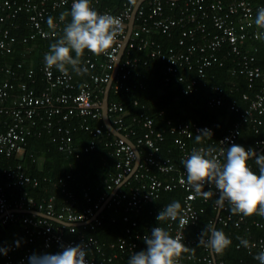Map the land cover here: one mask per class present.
I'll return each mask as SVG.
<instances>
[{
    "label": "built area",
    "instance_id": "2783aa9c",
    "mask_svg": "<svg viewBox=\"0 0 264 264\" xmlns=\"http://www.w3.org/2000/svg\"><path fill=\"white\" fill-rule=\"evenodd\" d=\"M72 2L73 0H0V54L8 55L14 50L17 37L12 29L18 27L16 20L20 12L27 14L28 25L32 28L21 37L23 43L29 44L37 37H54L63 31L65 19H60L61 14L53 17V27L47 24L48 15L56 9L67 8L70 11ZM90 3L99 13L119 17L123 32L117 36L113 47L106 53L99 56L90 52L86 54L81 64L88 69L86 73L78 75L69 70L65 75L55 67L48 69L44 56L39 59L37 71L33 65L24 68L23 60L15 63L0 61V222L20 220L25 231L22 238L0 247L8 249L6 255L0 254V264H28V257L33 253L55 254L61 251V244L75 245L82 241L88 246V264H113L112 259L117 255L116 252L106 255L93 235L101 223L99 214L102 210L99 213L97 211L110 192L107 196L103 193L92 198L85 190L83 194L87 204L80 207L74 193L65 188L64 179L58 177L57 181L65 192V197L56 209L52 194L36 198L22 190L24 185L36 186L41 181L49 180L46 175L38 177L26 173L21 161L1 163L2 159L8 160L21 154L35 160L33 148L28 146V137H39L43 131L51 133V140L57 144L59 151L75 159H79L81 153L90 151L100 140L111 147L117 158V170L104 183L111 190L115 186L119 187L105 206L110 203L124 205L122 219L129 220L130 223L125 228L126 234L109 244L111 248L131 255L136 252L143 237L150 235L151 229L160 224L155 223L152 228L141 230L137 228L138 221L131 218V214L138 215L146 204L159 198L162 191L180 187L185 191L181 208L186 213L187 224L182 225L179 220L164 222L170 234L173 237H182V242L191 250L182 253L176 264H223L222 260L217 261L215 254L198 244L199 237L186 235L187 227L199 219L202 207L196 205L198 196L181 183V178L186 179L181 160L194 147L209 146L216 149L213 155L222 160L221 150L235 142L245 123L264 125V65L257 61L258 45L255 43L264 39V35H261L264 30L258 29L254 23L257 9L264 7V0H143L135 10L127 38V23L135 3L132 5L131 0H125L118 11L98 9L99 0H90ZM175 29L179 30V35L174 44L164 46L153 37V33L158 32L170 36ZM124 41L123 52L113 74L115 60ZM134 49L145 50L149 58L165 62L164 85L176 81L183 94H191L203 87L216 91L217 94L207 98L206 102L210 106L224 103L221 96L223 88L210 83L206 68L213 64L221 65L226 55H231L235 62V67L231 69L232 74L237 71L243 73L249 87L253 88L256 80L260 81V87L252 95L242 93L245 106H241L236 100L229 103V108L238 112L239 118L219 136L214 134L212 125L191 119H168L165 126L156 129L153 118L145 110L127 120L124 105L108 98L107 115L111 124L125 136H135V141H132L138 149L140 161L134 168L133 147L123 137L112 134L108 129L107 135L112 136L106 139L103 137L104 123H91L93 119H102L101 94L105 83L111 77L109 90L114 94L121 90H130L136 85L143 86L142 82H128L129 78L142 76L138 67L148 60L132 55ZM37 80H40V86L34 85ZM73 116L80 118L75 127L86 133L85 142L81 145L73 139L74 128L64 124V121ZM136 125L143 132L137 134L134 128ZM205 128L212 131V137H205L200 145L190 143L189 140L199 134L198 130ZM255 130H258V126ZM166 132L173 134V142L178 149V161L170 156L160 155L159 143L163 141ZM255 144L264 147V138L256 139ZM248 164L253 171H258L257 166L249 162ZM129 174L131 175L124 181ZM65 177H70V173L67 172ZM205 186L210 188L209 185ZM9 187H19L21 191L8 193ZM211 190L216 192L214 187ZM167 204L157 208L155 218ZM214 206L216 207L215 202ZM20 209H33L43 214L18 211ZM51 216L69 224L53 220ZM214 221H219L223 226L248 229L246 217L232 215L227 204L224 210L216 213ZM252 223L261 229L258 234H249L248 240L255 247L240 248L243 247L251 253L254 259L257 253L264 250V217L261 220L255 219ZM77 226H83V229L90 232L79 231ZM67 233L76 235L67 236ZM238 244L239 242L236 247ZM254 262L259 264L255 259Z\"/></svg>",
    "mask_w": 264,
    "mask_h": 264
},
{
    "label": "trees",
    "instance_id": "16d2710c",
    "mask_svg": "<svg viewBox=\"0 0 264 264\" xmlns=\"http://www.w3.org/2000/svg\"><path fill=\"white\" fill-rule=\"evenodd\" d=\"M123 1L125 0H99L98 9L118 11ZM136 1L131 0L132 5ZM68 11L67 8L56 9L51 11L48 16L54 17ZM16 22L18 23V27L12 29L17 37L14 50L8 55L0 54V61L15 63L18 60H23L24 68L33 65L37 71L39 59L49 51V45L62 36L63 31L58 32L54 37H37L32 43L25 44L21 41V37L32 30L27 22V14L20 12ZM68 22H70V16L65 18V24ZM178 35V29H175L170 36L161 32L153 33V37L164 46L176 43ZM255 43L258 45V51L256 52L257 61L260 65H264V39L255 41ZM87 53L88 51L85 50L81 61H83ZM72 55H75L74 52ZM132 55L138 56L141 60L148 59L147 63L140 64L138 67L142 76L136 79L132 77L128 80L130 83L136 81L142 82L143 86L136 85L130 90H121L116 94L109 90L108 98L117 100L124 105L127 111V120L132 115L138 114L141 110H145L153 118L156 129H161L165 126L168 119L173 121L191 119L212 125L214 134L219 136L227 131V128L234 120L239 118V113L231 110L229 103L232 100H236L238 104L245 106L246 102L241 97L242 93L246 92L252 95L253 91H256L260 87V81L258 80L254 82L253 88L249 87L243 73L237 71L235 74H232L231 69L235 67V62L231 55H226L221 65L213 64L206 68L207 78L210 83L218 84L223 88L221 96L224 103L222 105L210 106L206 102L207 98L212 94H217L210 87H203L191 94H183L180 91V84L176 81H171L168 85H164V61L157 58H149L145 50L134 49L132 50ZM40 84V80L34 83V85L38 86ZM159 112L161 113L159 114ZM79 119V117L73 116L70 120L64 121V124L74 128L72 129L73 139L81 145L85 142L86 133L82 129L75 127ZM91 123L93 125L103 124V120L101 118L97 120L93 119ZM257 126L258 130L256 131L255 128ZM263 127L264 125L245 123L234 143L242 145L244 148H253L258 154L264 153V147L255 144L256 139L264 138ZM102 128L104 131L103 137L106 139L110 138L112 135H107L106 127L103 125ZM134 128L137 134L143 132V129L138 125ZM129 137L135 141L134 135L129 134ZM189 141L196 145L202 143L201 141L200 144H197L195 136ZM159 144L160 155L162 157L170 156L178 161V149L173 142V134L166 132L163 141ZM28 146L33 148V154L36 157L35 160H32L26 154H21L15 155L14 158L8 160L2 159L1 163L21 161L26 173L38 177L46 175L49 178V180L41 181L36 186L27 184L22 187V190H26L34 197L42 198L52 194L54 196V206L56 209L59 208V203L64 199L65 192L61 190L60 183L57 181L58 177L64 179L65 188L74 193L80 207L87 204L83 194L85 190L88 191L92 198H96L103 193H106L107 196L110 192L111 188L106 187L104 180H107L109 176L116 172L117 168L115 163L117 158L112 153L111 147L106 146L103 140L97 142L90 151L81 153L79 159H75L73 156H66L63 152L59 151L57 144L51 140V133H47L46 131H43L39 137L29 136ZM139 148L142 150V147ZM223 159L224 157H222ZM248 162L255 165L254 159H250ZM67 172L70 173V177L68 178L65 177ZM208 190L210 188L205 186L204 191ZM18 191H21L19 187L7 188L8 193H16ZM212 192L214 195L207 200L200 196L196 198V205L202 207V211L197 222L187 227L185 231L186 235L198 238L206 225L212 222L218 230H222L232 240V244L222 255L215 254L217 261L222 260L223 264H255L252 254L248 253L243 247L237 248L236 243L239 242L237 240L238 236L249 239V234H258L261 231L260 228L252 223L255 219L261 220V216L254 214L246 217L248 229H245V227L235 228L232 225L223 226L219 221H214L217 213L214 202L218 198L219 193ZM184 193L185 191L180 187L162 191L159 198L146 204L138 215L132 213L131 218H135L138 221L137 228L141 230L152 228L155 223H159L160 227L168 230L164 221H156V210L161 205L171 203L174 200L181 203ZM116 208L117 210L115 211ZM124 212V205L122 204L115 205L114 203H110L104 206L99 214L101 223L93 232V235L98 239L106 255H111L113 252L117 253L112 259L113 264H128V259L131 256L126 251L121 252L117 248H111L109 246L118 237L126 234L125 228L130 223L129 220L125 221L122 219ZM114 217H116V220H113ZM76 228L79 231L90 232L87 229H83V226H77ZM24 235L23 223L20 220L7 221L5 223L0 222V247L12 243ZM74 235L76 233H67V236ZM145 248L146 245L142 239L136 248V252L144 250Z\"/></svg>",
    "mask_w": 264,
    "mask_h": 264
},
{
    "label": "clouds",
    "instance_id": "9594fccd",
    "mask_svg": "<svg viewBox=\"0 0 264 264\" xmlns=\"http://www.w3.org/2000/svg\"><path fill=\"white\" fill-rule=\"evenodd\" d=\"M69 16L70 22L63 27L62 36L49 45V51L44 55V63L48 69L55 67L65 75L69 68L82 75L88 71L81 66L85 50L96 56L106 53L113 47L117 36L123 32V24L117 16L99 13L91 6L90 0H73L70 11L62 13L60 19L64 20ZM254 23L258 29L264 30V7L257 9ZM47 24L49 27L54 26L53 17H48ZM198 131L199 134L195 136L197 144L205 137H212L210 129ZM215 151L212 146L194 147L181 160L186 172V179L181 178V183L195 196L206 200L214 195L211 190L214 187L219 193L215 199L217 213L224 210L227 204L232 215L249 217L255 214L264 217V153L258 154L253 148L246 150L236 143H230L226 149L221 150L223 160L213 155ZM250 159H254L258 171H253L249 166ZM205 185H209L210 190L204 191ZM185 216L181 203L174 200L159 211L156 221L179 220L183 225L187 224ZM143 240L146 248L134 252L129 257L128 264H176L182 253L191 250L182 242V237H173L160 226L153 227L150 235L144 236ZM237 240V247H255L246 238L238 236ZM198 244L213 254L222 255L232 244V240L222 230H218L214 223L209 222L200 233ZM60 248L61 251L55 254L33 253L28 257V264H88V246L85 242L75 245L61 244ZM7 251L8 249L0 248V254L6 255ZM254 259L259 264H264V250L257 253Z\"/></svg>",
    "mask_w": 264,
    "mask_h": 264
},
{
    "label": "water",
    "instance_id": "95a60500",
    "mask_svg": "<svg viewBox=\"0 0 264 264\" xmlns=\"http://www.w3.org/2000/svg\"><path fill=\"white\" fill-rule=\"evenodd\" d=\"M143 0H137L134 4V7H133V10L131 12V15H130V18L128 19V23H127V35H126V38L127 36L129 35L130 31H131V27H132V24H133V20H134V14H135V10L136 8L138 7V5L142 2ZM126 38H125V41H126ZM125 41L123 42V46L121 47L120 51L118 52L117 54V57H116V60H115V67L113 69V74H115L116 72V69H117V66H118V62L120 60V57H121V54L123 52V48H124V45H125ZM111 79L112 77L105 83V87H104V91H103V95H102V102L100 104V108H101V111H102V120H103V123L106 127V129H108L112 134L116 135V136H119V137H123L125 139L126 142H128L132 147L133 149L135 150V161H134V168L137 167L139 161H140V155H139V152H138V149L136 147V145L133 143V141L125 136L122 132H120L119 130H117L112 124L111 122L109 121L108 119V115H107V100H108V94H109V88H110V84H111ZM131 174L127 175L124 179V181L130 176ZM119 186H115L109 193V195L107 196V199L102 203V207L97 211V213H99L105 206V204L108 202V200L110 199L111 195L116 191V189L118 188ZM18 211H27V212H36L38 214H43V212L41 211H37V210H33V209H20ZM51 219L53 220H56V221H60L62 223H65V224H69V222H66V221H63V220H60V219H57L56 217L54 216H51L50 217Z\"/></svg>",
    "mask_w": 264,
    "mask_h": 264
}]
</instances>
